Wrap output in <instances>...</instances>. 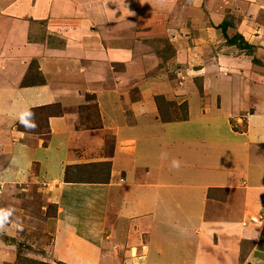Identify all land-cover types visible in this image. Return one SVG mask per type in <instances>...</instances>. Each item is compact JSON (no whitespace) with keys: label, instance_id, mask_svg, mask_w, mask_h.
I'll use <instances>...</instances> for the list:
<instances>
[{"label":"crops","instance_id":"1","mask_svg":"<svg viewBox=\"0 0 264 264\" xmlns=\"http://www.w3.org/2000/svg\"><path fill=\"white\" fill-rule=\"evenodd\" d=\"M235 1L233 12L218 0L223 14L213 1L212 12L186 18L184 34L198 30L193 38L216 42V51L194 43L171 52L162 40L176 19L164 10L177 12L176 0H0V213L50 237L45 257L34 258L264 264V228L242 223L264 212V74L250 76L253 56L224 46L214 31L228 17L256 47L264 0ZM177 67L176 78H200L201 90L194 79L187 91L185 80L166 85L164 71ZM25 80L31 86L21 87ZM179 93L187 119L164 122L155 97ZM27 110H35L34 132L18 127ZM173 160L178 181L165 184ZM1 223L12 230L0 238L7 264L17 230Z\"/></svg>","mask_w":264,"mask_h":264},{"label":"rangeland","instance_id":"2","mask_svg":"<svg viewBox=\"0 0 264 264\" xmlns=\"http://www.w3.org/2000/svg\"><path fill=\"white\" fill-rule=\"evenodd\" d=\"M218 5L219 9L222 11V14L226 11H224L223 9L225 8H221L222 7V4L219 5L218 4V0H196V2H193V0H176L177 3H179V7L176 9L177 12H175V8L172 10L171 8H165V14H167V17L170 19H172V17H175L173 19H176V23H169L171 20H169V22L167 21L165 24H168L170 25L169 28L166 27V38L162 40V46H163V50L166 49L167 50H170L171 52H176L178 49L179 51H182L180 50L182 48V46L185 48H189V47H193L194 46V43L197 45H206L208 46V49L209 50H206L207 52H213V51H216V45L217 43L216 42H213L211 44L208 45L207 42L204 41V38H198L196 37V39L193 38L194 34L197 33V31L192 35L190 34H184V32H186V29L185 28V24H186V18L188 17H193V15H197L199 16L202 12L204 11H213L214 9L218 8V7H214L213 9L210 10V8H212L209 3L210 2H213ZM244 1V0H242ZM261 0H258L257 3H261L260 2ZM191 3L190 7L194 6L195 7V11H191V9L189 8L188 6V3ZM229 2L231 3V6L229 8H227L228 13L231 11L233 12L236 8H240V6H238V2H236L235 0H229ZM246 2V1H244ZM206 3V4H204ZM225 3V2H224ZM252 7V6H250ZM260 7V6H259ZM258 8V6H257ZM190 9V10H188ZM198 10V11H197ZM211 11V12H212ZM242 11H243V7H242ZM260 11H263V15H264V10H260ZM199 13V15H198ZM227 13V12H226ZM244 13V12H243ZM233 15V14H232ZM188 16V17H187ZM196 16V17H197ZM237 16V14H236ZM237 19V17H235V20ZM239 20V19H238ZM237 20V21H238ZM198 21V20H196ZM224 21V20H223ZM221 21L220 24L223 22ZM236 22V21H235ZM235 22H232V27H235ZM205 22H204V26H205ZM240 25H241V22H240ZM240 25L239 27H235V29L233 30L234 34L237 33V29H240ZM259 25V24H258ZM264 25V24H263ZM249 26L252 27V24H249ZM206 28L210 29L209 26L206 25ZM171 29V33L168 34V30ZM214 29V28H212ZM177 32L174 33V32ZM183 31V32H182ZM214 31H218V33L220 34V31L219 30H215ZM229 32V31H228ZM227 32V33H228ZM256 32V31H255ZM176 34L175 37L173 36V34ZM260 34V33H259ZM232 34L231 32L228 33V36L230 37ZM187 36V37H186ZM177 37V38H176ZM264 36H262L261 38H259V35L258 37H256L253 41H255L256 43V49H255V58L254 56L252 57V61L250 60V62L252 63L251 64V67H249V70H250V76H255L254 74H264ZM263 38V39H262ZM169 40V42H168ZM195 40V41H193ZM174 49V50H173ZM215 49V50H214ZM235 50V49H234ZM238 54H242L240 50H235ZM253 58L258 62L257 64H255L253 62ZM180 67V66H179ZM170 68L169 71L171 72H168V71H164L165 72V77H167L165 80L163 79V81H165V83L167 82L166 85H168L169 81L172 80V78L174 77V80L175 82H179V81H186V84L184 85H180L181 87H185L187 85V79H194L192 78L193 76H186V73L182 74L180 73L179 76H177V78L175 77L176 76V70H178V68ZM169 68V67H168ZM186 72V71H184ZM253 74V75H252ZM153 77L152 75V72L150 71V67H149V72H148V76ZM184 75V76H183ZM191 75V74H190ZM194 75V74H193ZM159 77V76H158ZM198 77V76H197ZM257 77V76H256ZM258 78V77H257ZM200 78H196L194 79L192 82H193V87L197 90L199 88L202 87V82L201 80H199ZM141 84H143V82H141ZM178 84V83H177ZM179 86V85H178ZM233 86V85H232ZM166 87V86H165ZM145 85L143 86H139L138 89L139 90H143L144 92V89H145ZM151 90H155L156 88L155 87H149ZM171 90H174L176 88V86L172 87L171 86ZM230 86H228V92L230 91ZM234 88V86H233ZM168 89V87H167ZM226 89V90H227ZM201 90V89H199ZM236 90V89H234ZM185 91H187V88L185 87ZM228 94V93H227ZM182 95H185L186 94H178L177 96H168L166 99H162L160 100L161 98L159 97H155V103L157 104V101L159 103V106L160 108L162 109V112L164 114V116H170L171 118H173L174 120L176 121H179L180 118L183 117V114L186 112L187 110V104L184 103V97H182ZM177 97V98H176ZM174 98H176L177 101H173ZM167 147V146H165ZM169 158H171L169 155H168ZM180 171H178L177 169H174L172 167H165V176H164V179H165V184H173L175 182L178 181V177H177V174H179ZM9 190V191H8ZM8 190H5V193H4V197L6 199V197L9 195L10 193V188H8ZM2 210V208H1ZM50 215H53V213H50ZM15 216L17 215H12V213L10 211H7L5 213V211H2V213H0V221L1 222H6L7 224H9V226L13 223V229L17 230V237L15 240L16 242V245L14 246V255H13V258H11L10 260V263L8 262L7 264H16L17 261L19 260V262H21L22 260H26L24 258H31V259H35L37 261H41L42 263L45 262V263H48L47 261H43V260H40L39 258H34V257H37V255L39 254H42L43 255V251H42V246L43 245H46V246H49L50 243H51V239L50 237L46 236L44 238H41V234L39 235V233L35 232V231H32L30 228H25L23 225L24 221H21V222H17L15 221ZM259 216H264V212L262 213H259L257 216L255 215V217H259ZM250 217L251 216H248L246 220H244L243 225L246 224V226H256V227H261V228H264L263 226L261 225H256L254 223H252L250 220ZM0 224H3L1 223ZM16 225V226H15ZM14 230V231H15ZM215 231V230H214ZM8 232H12V230H9V231H6L4 230V227L0 228V238L3 239V238H7L6 235L8 234ZM6 233V235H5ZM192 233L189 231H184V234L182 236H185L186 240H188V238L192 241L195 240V238H191ZM189 235V236H188ZM208 235H205L204 237H206ZM9 237V236H8ZM230 237V236H229ZM185 238H183L185 240ZM224 239V235L222 236H215L214 239L211 237L209 240V244H211L213 241H216V242H219V240H223ZM6 240V239H4ZM10 240V239H8ZM185 240V241H186ZM184 241V242H185ZM198 241V239L195 240V242ZM205 240L202 238V242L198 243L202 249V251L204 250V252H206L208 246L204 244ZM203 243V244H202ZM168 244V243H167ZM208 244V245H209ZM132 248V247H131ZM245 248H247V245L245 246ZM166 249V248H165ZM18 253V254H17ZM0 255H2V253H0ZM135 256V255H134ZM45 255H43L41 258H44ZM48 258V257H47ZM188 257L184 258V261L185 263L184 264H188V262H186ZM243 260L245 258H242ZM47 260V259H46ZM125 260V259H124ZM246 261H249V264H254V262L250 259V260H246ZM246 261L242 262V263H239V261L237 260V264H247ZM24 261H22L21 263H23ZM166 262V260H164L162 263ZM123 264H138V261L137 260H134V262L132 261H127V262H124L123 261ZM145 264V263H144ZM169 264H175L174 261H171L169 262Z\"/></svg>","mask_w":264,"mask_h":264},{"label":"trees","instance_id":"3","mask_svg":"<svg viewBox=\"0 0 264 264\" xmlns=\"http://www.w3.org/2000/svg\"><path fill=\"white\" fill-rule=\"evenodd\" d=\"M229 18H225V20L216 26V29L220 31V34L221 36L223 37L224 39V43L223 45L224 46H227V47H234L236 48L237 50H240L241 53L245 54V55H248V56H254V52H255V47L253 45H250L240 34L238 33H235L234 35L232 36H228L227 35V31L229 28H231L232 24L229 23L228 20ZM157 54L158 56L160 57V53L157 51ZM253 62L256 64L257 61L253 58ZM34 63H31V67ZM29 71H30V68H29ZM32 84H35V82H31ZM30 83H28L26 80L23 81L21 83V87H27V86H31V84L29 85ZM157 105L159 107V112L161 113V118L163 119L164 122H173V121H176L174 120L173 118H171L170 116H164L163 112H162V109L160 108L159 106V103L157 101ZM31 112H35V110H31ZM25 115V114H24ZM187 119V110L186 112L183 114V117L180 118L179 121H184ZM19 128L21 129L22 128V124L20 123L19 121V124H18ZM10 244L15 246L16 245V242L14 239H10L9 240ZM18 254V253H17ZM26 260H22L24 261L23 263L19 262V260L17 261L16 264H49V263H45V262H41V261H37L35 259H31V258H24Z\"/></svg>","mask_w":264,"mask_h":264},{"label":"clouds","instance_id":"4","mask_svg":"<svg viewBox=\"0 0 264 264\" xmlns=\"http://www.w3.org/2000/svg\"><path fill=\"white\" fill-rule=\"evenodd\" d=\"M35 114L33 112H31L30 110H27L25 115L20 119V123L24 126L26 132H34L35 129L38 127V125L35 122ZM161 158L162 159H166L167 158V154L166 153H162L161 154ZM171 167L174 169H179L180 167V161L178 160H173ZM3 225L0 224V228H2Z\"/></svg>","mask_w":264,"mask_h":264},{"label":"built area","instance_id":"5","mask_svg":"<svg viewBox=\"0 0 264 264\" xmlns=\"http://www.w3.org/2000/svg\"><path fill=\"white\" fill-rule=\"evenodd\" d=\"M249 221H251L256 225H261L264 227V216H259V217L251 216Z\"/></svg>","mask_w":264,"mask_h":264}]
</instances>
